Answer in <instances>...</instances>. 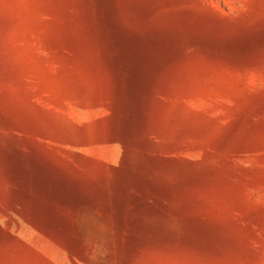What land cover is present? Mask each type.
Instances as JSON below:
<instances>
[{"label":"rangeland","instance_id":"1","mask_svg":"<svg viewBox=\"0 0 264 264\" xmlns=\"http://www.w3.org/2000/svg\"><path fill=\"white\" fill-rule=\"evenodd\" d=\"M0 264H264V0H0Z\"/></svg>","mask_w":264,"mask_h":264}]
</instances>
